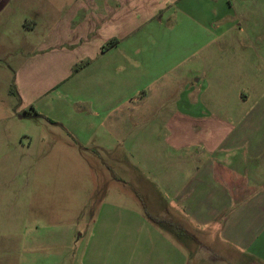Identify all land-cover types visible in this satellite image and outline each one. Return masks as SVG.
I'll return each instance as SVG.
<instances>
[{"label":"crops","instance_id":"1","mask_svg":"<svg viewBox=\"0 0 264 264\" xmlns=\"http://www.w3.org/2000/svg\"><path fill=\"white\" fill-rule=\"evenodd\" d=\"M21 1L30 15L40 8L39 0ZM57 1L74 5L63 6L60 17L25 13L20 23L28 26L0 32V50L16 52L10 57L18 75L42 96L39 114L85 148L108 155L118 148L133 169L95 184L102 197L94 217L82 222L77 264H264V97L248 109L249 94H238L241 108L230 116L224 94H200L194 66L165 59L177 45L161 42L159 33L153 42L129 33L136 0ZM10 3L0 0V23L10 22ZM41 20L46 26L38 29ZM117 20L121 35L111 28ZM103 32L118 40L105 51ZM82 59L87 63L67 77ZM58 77L66 79L70 102L45 85ZM118 190L133 198L125 207L110 198ZM67 227L0 236V264H8L11 243L10 264L52 256L47 264H72L71 252L52 254L55 244L69 247ZM44 248L51 251L45 257Z\"/></svg>","mask_w":264,"mask_h":264},{"label":"rangeland","instance_id":"2","mask_svg":"<svg viewBox=\"0 0 264 264\" xmlns=\"http://www.w3.org/2000/svg\"><path fill=\"white\" fill-rule=\"evenodd\" d=\"M22 2L11 0V20L0 23V32L16 31L24 24L28 26L25 20L20 23L25 13L30 15ZM39 5V10L30 16L41 18L55 14L60 17L62 7L74 3L39 0ZM69 11L73 12V7ZM132 24L134 27L129 33L134 31L135 35L150 42L159 33L161 42L177 45L166 52L168 64L175 65L174 62L183 59L184 64L196 67L193 72L196 73L197 91L228 97L230 116L237 115L241 108L236 102L238 94H249L248 109L257 106L259 98L264 97V0H136ZM115 25L111 28L116 35H121V22L117 20ZM45 26L46 20H41L38 29ZM102 37V51L110 42H118L115 36L105 40L104 32ZM15 53L0 50V236H14L17 230L46 235L69 226L74 237L69 247L68 244H55L52 254L56 257L57 253L71 252V262L77 264L80 243L76 239L85 229L82 222L94 217L95 201L102 197L96 193L95 184L116 175L125 178L133 169L126 154L118 148L111 155L95 152L94 148H85L69 138L60 123L27 114L32 112L31 107L38 110L42 96H34L31 83L24 82L18 75L21 68L10 57ZM86 63L85 59L76 61L67 77ZM54 67L59 69L56 64ZM65 80L58 77L45 85L53 87L50 94L70 102ZM121 194L118 190L110 198L117 199L116 203L125 207L122 202L133 198ZM29 204L33 210L26 208ZM139 213L145 214L142 209ZM19 223L22 224L20 229L15 227ZM6 246L3 261L10 264L14 258H9V249L14 244ZM26 246L23 242L24 252ZM48 252L51 253L50 249L44 248L40 254L45 257ZM53 258L40 257L39 264L53 262ZM249 263V260L243 263L230 260V264ZM215 264L225 262L219 260Z\"/></svg>","mask_w":264,"mask_h":264},{"label":"trees","instance_id":"3","mask_svg":"<svg viewBox=\"0 0 264 264\" xmlns=\"http://www.w3.org/2000/svg\"><path fill=\"white\" fill-rule=\"evenodd\" d=\"M117 44V41H113V42H110L108 45L104 46L103 47V51L113 47L114 45ZM31 111L32 112H28L27 114L33 116V117H36V118H45L44 116H42L41 114H39L35 109L34 107H31ZM47 121L49 122H53L52 120L48 119V118H45Z\"/></svg>","mask_w":264,"mask_h":264}]
</instances>
